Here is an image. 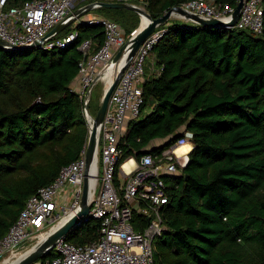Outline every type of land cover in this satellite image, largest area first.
<instances>
[{"label":"trees","instance_id":"16d2710c","mask_svg":"<svg viewBox=\"0 0 264 264\" xmlns=\"http://www.w3.org/2000/svg\"><path fill=\"white\" fill-rule=\"evenodd\" d=\"M188 1L145 0V9L158 18ZM157 29L165 30L151 52L158 75L142 85L141 113L119 143L120 163L167 148L183 130L193 139L181 176L165 179L166 231L153 243L152 264H264V11L260 35L182 20ZM77 30L78 40L62 49L0 48V237L86 143L71 84L82 60L77 46L85 38L101 44L103 33L93 25ZM155 140L163 144L153 147ZM98 227L81 223L65 240L92 243Z\"/></svg>","mask_w":264,"mask_h":264},{"label":"built area","instance_id":"2783aa9c","mask_svg":"<svg viewBox=\"0 0 264 264\" xmlns=\"http://www.w3.org/2000/svg\"><path fill=\"white\" fill-rule=\"evenodd\" d=\"M238 1L235 0L236 5ZM103 2L130 4L146 12L145 0H27L16 5L0 0V40L7 51L36 42L37 49L42 51L62 49L78 40L79 26L102 29L103 41L96 48V41L91 38L83 39L77 46L82 60L76 77L78 87L72 90L82 105L87 131L92 120L85 116V92L129 37L120 26L90 15V11L68 24L64 33L48 34L57 25L66 24L76 10L87 5H91V10L101 9ZM179 6L202 18L222 21L229 20L235 8L218 5L214 0H191ZM263 11L262 0H243L234 28L260 35ZM172 19L182 20L176 15ZM164 32L156 29L126 64L97 130L95 167L90 175V180H94L90 184V209L77 224L98 221L96 239L83 245L61 239L51 250L54 257L34 264H152L153 243L166 231L161 215L162 207L169 201L165 179L181 176L189 153L179 156L176 149L192 145L193 134L183 130L167 148L145 153L139 159L129 157L122 163L119 143L127 124L140 116L146 59ZM86 147L87 139L79 157L61 167L52 182L38 188L25 201L15 222L0 237V263L17 254L27 242L47 235L58 223L76 215L85 178Z\"/></svg>","mask_w":264,"mask_h":264},{"label":"water","instance_id":"95a60500","mask_svg":"<svg viewBox=\"0 0 264 264\" xmlns=\"http://www.w3.org/2000/svg\"><path fill=\"white\" fill-rule=\"evenodd\" d=\"M243 6V0H239L237 5L235 6L233 12L230 15L229 20L222 21L214 18H202L197 14L188 12L181 8L180 6H176L159 16L158 18H152L147 12L133 6L130 4L125 3H101L102 8H114V9H127L133 11L141 17L142 15L145 16L148 20V23L145 27L141 30H137L135 33L126 40L124 45L115 53V55L111 58V60L106 64L103 71L96 76L94 81L91 85L87 88L85 95H84V111L85 116L91 118L92 123L91 127L88 131L87 137V147L85 153V161H86V168H85V178L83 181V188H82V196L80 201L79 210L70 219L66 220L65 222L57 225L50 232L44 237L42 241L37 243L32 249L26 252L22 257H20L14 264H34L38 261L42 256L49 253L56 242L61 239H64L67 233L75 228L79 223L81 217L86 216L90 209V205L88 203L90 197V175L91 170L95 166V148L97 142V130L99 125L103 121V117L105 111L107 109L108 101L110 98L111 93L113 92L115 86L117 85L122 72L126 64L129 60L134 56L138 48L143 44V42L160 26H164L170 19H172L175 15L178 16L182 21L189 22L195 25H199L202 27H221V28H234L235 23L237 22L241 8ZM91 11V5H87L79 10H76L73 13V17L64 24L61 23L57 25L48 35L57 34L62 31L68 24L72 23L75 19L85 15ZM38 42L27 46V47H12L10 51H25L28 49H37ZM6 44L0 40V48L6 50ZM123 60L122 64L120 65L116 75L114 76L113 80L109 84V86L104 89L99 108L95 114V116H91L89 111V97L90 92L93 86L100 80L101 75L110 68L117 66V64ZM148 151H144L143 154L147 153Z\"/></svg>","mask_w":264,"mask_h":264},{"label":"rangeland","instance_id":"374dc122","mask_svg":"<svg viewBox=\"0 0 264 264\" xmlns=\"http://www.w3.org/2000/svg\"><path fill=\"white\" fill-rule=\"evenodd\" d=\"M91 15L98 16L101 18L108 19L122 29L125 33H127L128 37L132 35V33L139 28L140 25V17L137 13L127 10V9H114V8H101V9H95L91 10L89 12ZM176 19H170L168 22H171ZM65 30H62L59 32V34H62ZM150 55L146 59V62L149 60ZM114 76V71H110L108 73H105L102 75L101 79L93 86L90 97H89V111L91 116H95L100 100L103 94L104 89L110 84L112 81V78ZM118 180L121 181V177H118ZM96 221V220H93ZM59 225V224H58ZM40 238L34 239L30 242H27L18 252V254L12 259L11 263L16 262L20 257H22L27 251L32 249L38 241H40ZM9 259V258H6ZM6 259H4L2 262H4ZM0 264H4V263ZM36 263V262H35Z\"/></svg>","mask_w":264,"mask_h":264},{"label":"crops","instance_id":"0c3cea01","mask_svg":"<svg viewBox=\"0 0 264 264\" xmlns=\"http://www.w3.org/2000/svg\"><path fill=\"white\" fill-rule=\"evenodd\" d=\"M110 3V2H108ZM91 15V14H90ZM65 30V29H63ZM66 31V30H65ZM64 31V32H65ZM61 32V31H60ZM63 32V33H64ZM98 43V41H96L94 44H95V48H96V44ZM158 75V70L154 67V60H153V57L152 55H150V58L149 60L146 62L145 64V68H144V81L145 80H148V79H151L155 76ZM78 87V79L76 78L72 84H71V89H76ZM163 144V141L162 140H155V142L152 143V146L153 147H159L160 145ZM184 146H187L186 147V150L185 152H179V150L181 148H184ZM182 147H180L176 152L179 156H182V155H186L188 153H190V151L192 150V145L190 144H187V145H184Z\"/></svg>","mask_w":264,"mask_h":264},{"label":"bare ground","instance_id":"6f19581e","mask_svg":"<svg viewBox=\"0 0 264 264\" xmlns=\"http://www.w3.org/2000/svg\"><path fill=\"white\" fill-rule=\"evenodd\" d=\"M148 23V20H147V18L145 17V16H141L140 17V25H139V28L138 29H136L133 33H135L137 30L139 31V30H141L143 27H145L146 26V24ZM122 62H123V60H121L118 64H117V66H115V67H113V68H110V69H108L107 71H105L103 74H105V73H108V72H110V71H114V76L116 75V73H117V71H118V69H119V67H120V65L122 64ZM102 74V75H103ZM102 75H101V77H102ZM114 76H113V78H114ZM101 77H100V79H101ZM113 78H112V80H113ZM111 83V82H110ZM109 86V85H108ZM107 86V87H108ZM106 87V88H107ZM105 88V89H106ZM187 145V144H186ZM184 146V145H183ZM182 147V146H181ZM186 147L187 146H184V148H181L180 150H179V152H185V150H186ZM180 148V147H179ZM179 148H177L176 149V151L179 149ZM177 153V152H176ZM183 156V155H182ZM95 167V166H94ZM93 167V168H94ZM92 172H93V169H92ZM90 184H94V180H93V178L90 180ZM63 222H65V220H63L61 223H63ZM61 223H58L59 225L61 224ZM57 224V225H58ZM56 225V226H57ZM55 226V227H56ZM46 236V234H42V235H40L38 238H40L41 240L40 241H42L43 239H44V237ZM40 241H38V243L40 242ZM28 252V251H27ZM18 254V253H17ZM17 254H15V255H12V256H9V257H7V258H9V259H6L4 262H2V263H4V264H14V263H11V261H12V259H14V257L17 255Z\"/></svg>","mask_w":264,"mask_h":264}]
</instances>
